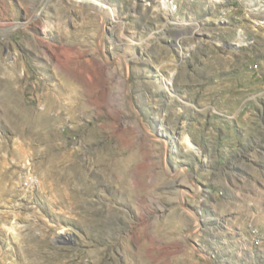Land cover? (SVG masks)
<instances>
[{
	"label": "rangeland",
	"instance_id": "rangeland-1",
	"mask_svg": "<svg viewBox=\"0 0 264 264\" xmlns=\"http://www.w3.org/2000/svg\"><path fill=\"white\" fill-rule=\"evenodd\" d=\"M0 264H264V0H0Z\"/></svg>",
	"mask_w": 264,
	"mask_h": 264
},
{
	"label": "bare ground",
	"instance_id": "bare-ground-1",
	"mask_svg": "<svg viewBox=\"0 0 264 264\" xmlns=\"http://www.w3.org/2000/svg\"><path fill=\"white\" fill-rule=\"evenodd\" d=\"M99 6V5H98ZM241 44V43H240ZM186 143H187V145L189 146V147H191V148H193V145H192V143H191V141H190V139L189 138H186ZM164 143V145H163V149H167L168 148V142L167 141H164L163 142ZM71 239V236L70 235H66V236H61L60 238H59V240L61 241V242H65L66 240H70Z\"/></svg>",
	"mask_w": 264,
	"mask_h": 264
}]
</instances>
